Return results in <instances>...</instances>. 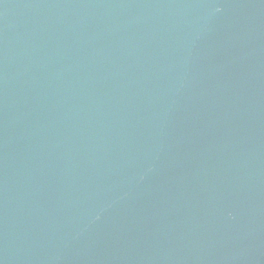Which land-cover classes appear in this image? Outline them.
I'll return each mask as SVG.
<instances>
[{
  "label": "water",
  "instance_id": "95a60500",
  "mask_svg": "<svg viewBox=\"0 0 264 264\" xmlns=\"http://www.w3.org/2000/svg\"><path fill=\"white\" fill-rule=\"evenodd\" d=\"M0 264H264V0H0Z\"/></svg>",
  "mask_w": 264,
  "mask_h": 264
}]
</instances>
